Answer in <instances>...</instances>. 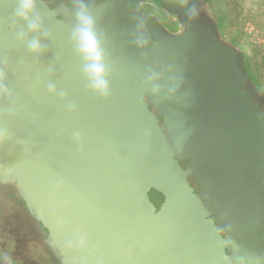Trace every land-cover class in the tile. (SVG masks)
Masks as SVG:
<instances>
[{"label":"water","instance_id":"95a60500","mask_svg":"<svg viewBox=\"0 0 264 264\" xmlns=\"http://www.w3.org/2000/svg\"><path fill=\"white\" fill-rule=\"evenodd\" d=\"M145 1L35 0L25 20L18 0H0V187L14 186L47 230L51 264H264V97L244 48L221 0H157L178 33L152 23ZM81 2L107 99L90 90L73 40Z\"/></svg>","mask_w":264,"mask_h":264},{"label":"flooded vegetation","instance_id":"af4514ba","mask_svg":"<svg viewBox=\"0 0 264 264\" xmlns=\"http://www.w3.org/2000/svg\"><path fill=\"white\" fill-rule=\"evenodd\" d=\"M80 1L81 0H71L70 2V0H56L59 4H65L67 6H71ZM141 7L152 23H157L161 28L167 29L173 33L179 32V19L166 11L157 0L145 1L142 3ZM234 43L238 44L236 41H234ZM249 72L248 75L250 80L256 84L258 90L264 97V92H261L259 88L260 85L258 80L254 77L252 78ZM0 198L4 200L2 204L9 207V209H5L3 206L2 209L0 205V213L4 212L5 215H8V219L5 218L6 222L12 227V232L15 231L18 237L14 242V247L11 249V254L13 255L5 254L7 250L4 246H2L3 249L0 248V260H2V258L7 260L8 258L9 260H29L28 263L23 262L22 264H32V259L30 257H32L33 260H37L38 264H45L42 260H46L48 264H51L50 260H57L46 243L47 230L44 229L28 211L26 205L20 199L17 189L11 185L8 187H0ZM5 219L2 220L3 223ZM18 243L20 245H16ZM14 249L18 250L19 255L23 254V256L18 257L17 254H14Z\"/></svg>","mask_w":264,"mask_h":264},{"label":"clouds","instance_id":"9594fccd","mask_svg":"<svg viewBox=\"0 0 264 264\" xmlns=\"http://www.w3.org/2000/svg\"><path fill=\"white\" fill-rule=\"evenodd\" d=\"M34 8L35 0H18L16 15L27 20L29 13L33 12ZM86 13L87 9L81 2L79 4V11L77 12L79 26L73 31V40L76 44L78 54L84 59L83 74L88 81L90 90L95 95L107 99L110 97V86L107 80V70L104 65L103 53L94 30V21ZM29 27L31 30H36L38 29L39 24L32 22L29 24ZM136 43L137 46H142L146 41L141 38L137 40ZM30 50L33 53L40 51L38 41H33L30 45ZM149 78L150 80L158 79L159 73L150 72ZM3 79V73H0V94L8 95V89L4 86ZM48 91L52 95L56 94V89L53 86H49ZM63 98L64 97L62 96L61 99ZM69 110L74 111L75 107L69 105ZM6 139V133L3 130H0V146H3ZM75 139H80L79 133L75 134Z\"/></svg>","mask_w":264,"mask_h":264},{"label":"rangeland","instance_id":"374dc122","mask_svg":"<svg viewBox=\"0 0 264 264\" xmlns=\"http://www.w3.org/2000/svg\"><path fill=\"white\" fill-rule=\"evenodd\" d=\"M221 1L225 11L222 25L224 23L228 36L236 41L237 45L243 46L244 55L252 58L255 78L262 87L264 86V0ZM0 225H3L2 221Z\"/></svg>","mask_w":264,"mask_h":264},{"label":"trees","instance_id":"16d2710c","mask_svg":"<svg viewBox=\"0 0 264 264\" xmlns=\"http://www.w3.org/2000/svg\"><path fill=\"white\" fill-rule=\"evenodd\" d=\"M246 56V69L247 71L249 72L250 76L253 78H255V72H254V69H253V64H252V58L250 56Z\"/></svg>","mask_w":264,"mask_h":264}]
</instances>
